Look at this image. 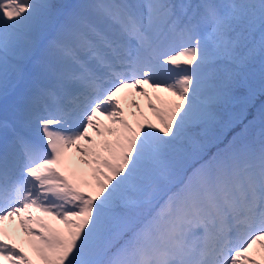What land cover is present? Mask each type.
<instances>
[{
	"label": "snow or ice",
	"instance_id": "1",
	"mask_svg": "<svg viewBox=\"0 0 264 264\" xmlns=\"http://www.w3.org/2000/svg\"><path fill=\"white\" fill-rule=\"evenodd\" d=\"M143 85L175 100L134 128ZM258 96L264 0H0V264H33L13 217L38 264H264Z\"/></svg>",
	"mask_w": 264,
	"mask_h": 264
},
{
	"label": "bare ground",
	"instance_id": "2",
	"mask_svg": "<svg viewBox=\"0 0 264 264\" xmlns=\"http://www.w3.org/2000/svg\"><path fill=\"white\" fill-rule=\"evenodd\" d=\"M144 90L147 91L148 97H143L141 95H136L134 98L130 96V93H125V91L130 92L131 89H124L120 93L117 94V99L120 100V107L123 111V118L133 127L136 126L138 121H142L145 117L156 123V119L152 111L147 107L149 100L158 108L159 106L164 107L166 102L170 100H175V97L171 96L170 93L167 92H158L154 91L152 88H149L147 85L141 86ZM135 100L139 105V109L133 108L131 106V101ZM135 113V115H133ZM141 113L143 115H141ZM99 120L102 122L103 125L106 127H120L119 125H112L110 121L106 119L104 116H100ZM101 131H104V128H101ZM89 135L92 137L93 141L100 142L101 140H108L112 141L114 137L108 136L106 133L104 136H96L95 133L89 131ZM81 146L89 147V145L85 144L84 141L80 142ZM65 160L67 161V166L65 169L66 174L68 177L73 181L79 184L80 189H84V187L90 188L88 185L93 184L91 178V169L88 165H83L79 163V153L75 152L74 149H70L65 156ZM77 178V180H76ZM87 181V184L84 183ZM33 216H39L47 223H49L53 227H63L59 225L58 221L53 220L51 217L46 216L41 212H37L35 209L30 210ZM19 217H13L11 221L5 220L3 222V226H5L6 231L11 238L12 242H15L18 247L22 248L25 254L28 256L30 260H32V252L33 249L29 243L30 237L24 235L23 232L19 233ZM35 227V226H33ZM254 250H258V246H254ZM256 259L260 257L257 255L255 256Z\"/></svg>",
	"mask_w": 264,
	"mask_h": 264
},
{
	"label": "rangeland",
	"instance_id": "3",
	"mask_svg": "<svg viewBox=\"0 0 264 264\" xmlns=\"http://www.w3.org/2000/svg\"><path fill=\"white\" fill-rule=\"evenodd\" d=\"M57 1V0H56ZM72 2V1H71ZM258 99H260V98H258ZM258 99H256V101L258 100ZM255 101V102H256ZM261 103H264V96L260 99V100H258L257 102H256V105H257V107L261 104ZM159 108H163L162 106H159L158 107V109ZM141 121H138V123H136V126L135 127H137V125L140 123ZM156 123H158L157 121H156ZM134 127V128H135ZM76 180H77V178H76ZM83 190V192L85 193V194H88L90 191H92L93 189L92 188H88V187H84V189H82ZM19 229H20V227H19ZM20 233H21V230H20ZM32 261H33V263L34 264H38V260H37V257H36V254H35V252L33 251L32 252Z\"/></svg>",
	"mask_w": 264,
	"mask_h": 264
}]
</instances>
